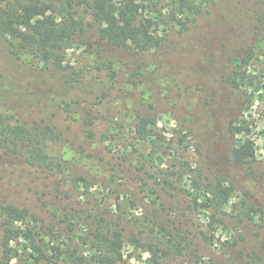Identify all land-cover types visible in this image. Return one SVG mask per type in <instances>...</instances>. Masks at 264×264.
<instances>
[{
  "label": "rangeland",
  "instance_id": "rangeland-1",
  "mask_svg": "<svg viewBox=\"0 0 264 264\" xmlns=\"http://www.w3.org/2000/svg\"><path fill=\"white\" fill-rule=\"evenodd\" d=\"M158 8L166 16L163 1ZM253 25L254 19L241 22L223 14L217 29L208 28L203 38L195 35L193 47L174 53L163 69L155 67V61L160 63L155 57L101 45L67 50L61 71L22 55L14 71L44 97L17 119L27 121L64 171L41 172L0 154V203L28 211L35 244L47 251L57 247L64 255L76 249L84 264H95L83 242L100 218L121 233V264H147L149 246L160 238L159 225L187 231L191 250L203 256L202 262L227 264L220 248L240 235L226 225L208 227L204 214L192 209L193 198L202 193L192 183L222 178L233 187L228 213L242 195L264 212V93L241 99L221 84L222 74L237 70L230 62L234 55L255 45ZM0 49L5 54L2 41ZM260 52L248 73L263 71ZM142 119L150 130L147 139L135 132ZM231 122L247 129L246 137L255 144L252 160L232 158L243 135L231 133ZM7 220L0 211V252L7 243L11 264H28L24 238L7 241L15 236L8 230L20 224ZM245 237L239 248L253 238ZM169 260L194 264L195 258Z\"/></svg>",
  "mask_w": 264,
  "mask_h": 264
},
{
  "label": "trees",
  "instance_id": "trees-1",
  "mask_svg": "<svg viewBox=\"0 0 264 264\" xmlns=\"http://www.w3.org/2000/svg\"><path fill=\"white\" fill-rule=\"evenodd\" d=\"M0 0V41L5 44L0 49V154L21 160L41 172L61 173L63 162L49 156L38 134L31 133L26 120L17 119L22 111L38 107L44 97L41 89H31L22 82L13 67L24 54H29L38 64L51 70H64L67 50L84 45L91 49L107 47L124 50L136 55L155 57V67L163 69L165 63L176 52L193 47L192 39L200 38L205 31L219 27L221 15L243 22L254 19L252 40L255 45L237 52L230 60L233 68L221 76V84L239 98H250L255 93H264V69L257 76L248 73L249 64L260 50L264 64V0ZM163 1L167 14L156 7ZM238 18V19H237ZM171 23V29L164 27ZM180 40L173 42V38ZM206 36V35H205ZM256 49V50H255ZM31 86V85H30ZM35 91V92H34ZM55 95V94H54ZM262 97L264 94H261ZM52 96L51 100H56ZM63 102V101H62ZM50 104V102L48 103ZM47 106V104H46ZM45 106V107H46ZM44 108L40 109L39 113ZM11 118V119H10ZM15 118V120H14ZM10 119V120H9ZM147 121L136 124L135 132L140 139H147L150 130ZM49 129V128H48ZM229 129L234 136L243 135L232 149V158L237 162L252 160L255 144L246 137L247 129L231 122ZM192 188L201 189L193 198L195 211L204 214L208 227L227 226L229 231L240 236L221 249L227 264H264V212L254 202L243 195L239 197L230 212L228 201L233 192L230 183L222 178L200 177ZM201 198H198V197ZM0 211L7 217V223H19L18 230L8 238H24L28 264H84L85 259L73 249L64 255L57 247L52 252L34 243L28 211L8 203H0ZM91 238L84 244L95 264H121V233L112 228L105 218H100ZM160 238L149 246L150 257L147 264H169L171 257L185 255L195 258L194 264H218L211 260L202 262L203 256L192 251V242L187 231L179 228L158 226ZM251 234L249 245L239 248ZM15 237V238H14ZM214 238L210 236V240ZM206 238V242H210ZM10 248L4 244L0 252V264H11ZM26 251H24L26 253ZM220 264V263H219Z\"/></svg>",
  "mask_w": 264,
  "mask_h": 264
}]
</instances>
